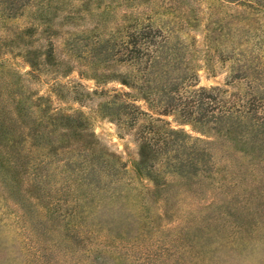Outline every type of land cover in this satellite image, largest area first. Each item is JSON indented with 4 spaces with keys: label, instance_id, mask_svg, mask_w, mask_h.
Here are the masks:
<instances>
[{
    "label": "rangeland",
    "instance_id": "rangeland-1",
    "mask_svg": "<svg viewBox=\"0 0 264 264\" xmlns=\"http://www.w3.org/2000/svg\"><path fill=\"white\" fill-rule=\"evenodd\" d=\"M65 3L49 32L16 36L32 24V7L0 20V264H264V150L218 137L211 123L157 114L153 105L167 95L141 96L116 78L129 68L89 51L94 36L113 35L144 12L154 29L173 28L186 46L182 61L197 72L175 103L195 104L190 92L199 88L230 100L244 83L232 78L230 42L206 49L215 37L209 23L247 18L257 28L264 11L219 0ZM48 41L54 57L44 55ZM121 89L144 112L129 126L104 109ZM15 104L21 119L8 120ZM230 146L248 154L233 151L227 163ZM203 147L221 158L215 178L187 166ZM84 159L102 173H83Z\"/></svg>",
    "mask_w": 264,
    "mask_h": 264
},
{
    "label": "trees",
    "instance_id": "trees-1",
    "mask_svg": "<svg viewBox=\"0 0 264 264\" xmlns=\"http://www.w3.org/2000/svg\"><path fill=\"white\" fill-rule=\"evenodd\" d=\"M127 1L133 3L136 0ZM219 1L246 5L252 10L264 11V0ZM65 2L66 0H0V20L17 19L24 15L27 8L32 7L34 8L32 24L26 30L17 32L16 36H28L30 33L43 29L44 33L49 32L48 30L54 27V14L63 9ZM72 14H75V11ZM55 17L58 18L57 15ZM143 18L144 12L138 11L131 14L128 23L121 25V30L119 28L113 35L94 36L96 39L91 43L89 51L94 52V58L102 63L114 66L124 65L129 68L126 75L116 78L123 85L142 94L141 96L147 95L149 98L151 93H158L164 97L167 95L168 99L153 105L157 114L167 115L178 112L186 121H193L202 126L211 123L212 126L208 129H214L218 137L236 140L237 143L242 142L252 150H264V33L260 32L264 26L262 21L256 22L259 24L257 28H252V25L247 23L249 22L247 18L241 21L220 18L209 23L212 27L208 28L207 32L215 33V37L213 35L206 37V49L222 45L224 41L230 42L234 58L229 59L233 58L235 64L232 69V78L244 83V92L233 96L230 100H225L218 93L219 89L208 91L199 88L190 92L195 99V104L181 106L175 102L182 99V94L189 93L188 88L194 87L198 81L197 72L189 66L190 63L182 61V52L186 46L180 42V37L175 35L172 27H166L168 28L166 31L154 29L151 19L145 17L146 23ZM250 41H255L252 48L247 46ZM1 48L2 45H0V51ZM77 48L73 46L71 49L75 51ZM54 53L55 45L52 41H48L44 55L54 57ZM95 53H104L106 57L99 58ZM0 61L4 60L1 58ZM172 74L175 77H172ZM0 75H2V70H0ZM151 75L159 78L162 83L148 79ZM163 77H172V81H163L161 79ZM100 78L101 82H104L106 77ZM113 92L111 101L106 103L104 109L110 111L111 116L115 117L120 126H129L136 121L139 115L144 114L142 107L136 104L137 101L133 99L130 92L123 89L113 90ZM144 100L149 105L155 102V99L150 102L147 98ZM17 106L18 104H15L13 109L9 110L8 120L21 119L22 111ZM79 119L83 129H86V121L83 118ZM141 140L143 142L146 139ZM245 150L230 146L226 150L229 155H226L224 160L232 163L230 153L234 151L247 155L248 151ZM179 157L176 155L173 159L183 163V159ZM218 159L221 158H218L210 147H203L194 148L186 162L195 173L201 172L206 178L212 179L221 173L219 167H216ZM84 165L83 173L87 171L88 174L102 173L100 167L92 161L84 159Z\"/></svg>",
    "mask_w": 264,
    "mask_h": 264
}]
</instances>
